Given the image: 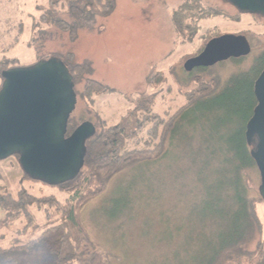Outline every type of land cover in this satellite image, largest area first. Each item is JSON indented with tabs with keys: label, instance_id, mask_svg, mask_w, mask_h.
<instances>
[{
	"label": "rangeland",
	"instance_id": "rangeland-1",
	"mask_svg": "<svg viewBox=\"0 0 264 264\" xmlns=\"http://www.w3.org/2000/svg\"><path fill=\"white\" fill-rule=\"evenodd\" d=\"M185 1L116 0L107 16L61 14L60 18L75 23L76 34L70 39L67 31L53 23L32 28V14H38L35 5L46 0H0V59L13 58L20 66H28L39 56L63 59L70 52L74 62L90 63L91 71L86 76L114 90L83 98L80 93L84 82H77L72 113L76 119L92 116L95 122V112L107 126H114L126 121L127 113L145 100L143 92L151 96L148 106L153 112L169 117L187 101L180 91L196 88L193 78L214 79L217 91L233 74L249 70L264 52V16L240 13L224 0H197L213 14L199 20L188 41L177 43L171 13ZM18 23H22L23 30L18 42L8 48L6 45L17 33V28H9ZM222 34L245 35L251 52L209 67L184 69L186 59L199 53L210 38ZM153 65L164 73L165 80L150 86L145 78ZM202 104L197 102L184 116L194 120L204 112ZM229 105L227 110L207 113L199 132L190 127L183 129L187 125L183 126L179 118L175 139L169 137L165 153L158 160L123 168L102 193L80 208V224L110 264H208L219 242L242 230L235 177L229 173L230 167L211 165L210 153L205 150L206 144H218L216 131L221 129V122L243 125L242 112ZM233 128L228 129V137ZM143 144L129 139L123 150L141 148ZM22 176L14 156L0 160V191L4 187L15 194L24 188L35 196L58 195L55 186ZM249 176L248 196L263 219L264 202L257 190L260 177L256 167L250 169ZM35 214L41 222L42 215ZM3 217L0 208V219ZM20 223L16 221L9 227L17 229ZM11 230H7L8 238H0V246L10 242ZM259 237L264 240V228L261 234L255 233L249 250Z\"/></svg>",
	"mask_w": 264,
	"mask_h": 264
},
{
	"label": "trees",
	"instance_id": "trees-1",
	"mask_svg": "<svg viewBox=\"0 0 264 264\" xmlns=\"http://www.w3.org/2000/svg\"><path fill=\"white\" fill-rule=\"evenodd\" d=\"M115 5L116 0H46L35 5L34 9L38 14L32 15L31 26L34 29L43 24L53 23L60 30L67 31L70 39H74L75 23L60 18L61 14L70 12L107 16L114 10ZM212 14L197 0H186L173 9L171 21L177 35V43L183 44L188 41L197 30L199 20ZM16 28L17 33L7 44L8 48L18 42L23 30L22 23L9 30ZM40 59L41 56L32 64ZM73 59V54L68 52L62 60L72 74L74 86L79 81L84 82V88L80 93L83 98L90 93L114 90L86 76L91 71L90 63L79 64ZM17 66L20 65L13 58L0 59V81L2 82L3 70ZM263 68L264 52L254 59L249 70L233 74L217 91L214 79L208 81L201 77L193 78L197 83L196 88L180 91L187 96V101L169 117L150 109L148 102L151 96L146 92L141 93L145 100L127 113L125 116L127 120L114 126H107L95 112L93 116L97 122H93L92 116L76 119L72 112L67 123L66 136L85 120L91 121L96 129L95 134L86 141L83 167L74 179L55 186L58 189L57 196L53 194L35 196L24 188L14 194L2 187L0 208L4 212V217L0 219V232L3 230L4 232L0 233V238H8L7 230H11L10 225L16 221L21 223L17 229L15 227L11 230L10 242L0 246V264H110L107 255L89 239L80 224L77 217L80 208L88 199L102 193L110 179L123 168L158 160L165 153V144L169 137L173 135L174 138L176 135L178 127L176 123L179 118L183 126L187 125L182 127L183 129L190 127L199 132L198 128H202L207 113L227 110L231 108L229 104L242 112L243 125L234 126V123L221 122V129L216 131L218 144L212 146L206 144L205 150L210 153L211 165L217 163V166L221 165L220 167H230L229 173L235 177L233 186L237 194L236 202L242 230L237 231L226 241L221 240L208 264H264V240L259 237L254 248L251 250L248 248L254 241L255 233L258 235L262 233L264 214L263 219H260L252 198L248 196L251 181L249 171L256 165L250 155L251 145L245 139V125L256 105L254 81ZM145 80L148 85L154 86L161 84L165 76L157 65H153ZM197 102L203 103L200 109L204 112L194 120L184 116ZM231 128L233 132L228 137L226 134ZM133 138L135 141H142L143 147L124 151L126 142ZM14 157L17 159V155ZM22 175L23 179L40 182L30 179L23 172ZM35 212L42 215L41 222H38ZM27 234H30L29 237L22 240Z\"/></svg>",
	"mask_w": 264,
	"mask_h": 264
},
{
	"label": "water",
	"instance_id": "water-1",
	"mask_svg": "<svg viewBox=\"0 0 264 264\" xmlns=\"http://www.w3.org/2000/svg\"><path fill=\"white\" fill-rule=\"evenodd\" d=\"M240 13L264 16V0H224ZM251 52L243 34L210 38L203 49L186 59L183 67H209ZM0 160L17 155L22 172L30 179L56 186L74 179L84 164L86 141L95 132L85 120L66 136L76 106L74 82L62 59L51 56L28 66L1 72ZM256 105L245 125V139L259 172L258 194L264 202V68L254 81Z\"/></svg>",
	"mask_w": 264,
	"mask_h": 264
},
{
	"label": "crops",
	"instance_id": "crops-1",
	"mask_svg": "<svg viewBox=\"0 0 264 264\" xmlns=\"http://www.w3.org/2000/svg\"><path fill=\"white\" fill-rule=\"evenodd\" d=\"M33 14H34V13H33ZM33 14H32V15H33ZM12 27H13V26H12ZM9 29H10V28H9ZM9 31H10V30H9ZM11 31H12V30H11ZM10 42H11V41H10ZM10 42H9V43H10ZM9 43H8V44H9ZM6 46H7V45H6Z\"/></svg>",
	"mask_w": 264,
	"mask_h": 264
}]
</instances>
